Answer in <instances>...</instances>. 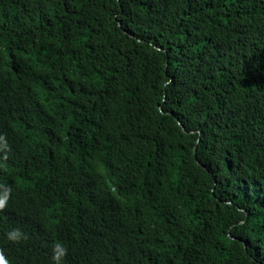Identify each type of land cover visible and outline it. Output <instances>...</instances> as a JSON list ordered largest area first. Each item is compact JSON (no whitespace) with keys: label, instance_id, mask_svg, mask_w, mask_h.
Segmentation results:
<instances>
[{"label":"trees","instance_id":"1","mask_svg":"<svg viewBox=\"0 0 264 264\" xmlns=\"http://www.w3.org/2000/svg\"><path fill=\"white\" fill-rule=\"evenodd\" d=\"M0 264H264V0H0Z\"/></svg>","mask_w":264,"mask_h":264}]
</instances>
